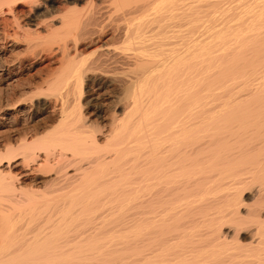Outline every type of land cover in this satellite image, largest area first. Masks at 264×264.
I'll use <instances>...</instances> for the list:
<instances>
[{"label":"bare ground","instance_id":"1","mask_svg":"<svg viewBox=\"0 0 264 264\" xmlns=\"http://www.w3.org/2000/svg\"><path fill=\"white\" fill-rule=\"evenodd\" d=\"M42 1L0 0L25 54L42 21L22 18ZM114 2L122 46L90 61L78 51L106 36L103 4L80 30L73 6L42 23L37 47L60 71L26 82L32 115L54 116L5 132L0 264H264V0ZM4 63L0 80L22 72ZM102 75L121 94L96 103ZM15 167L51 190H24Z\"/></svg>","mask_w":264,"mask_h":264},{"label":"rangeland","instance_id":"2","mask_svg":"<svg viewBox=\"0 0 264 264\" xmlns=\"http://www.w3.org/2000/svg\"><path fill=\"white\" fill-rule=\"evenodd\" d=\"M93 1L95 2V3H97L96 5L93 3ZM93 1H91V0H43L42 2H40V5L38 6V5H30L29 4V6H31L32 8H30L31 10V13L28 15V16H23V20H26V19H29V18H31V19H33V21L31 22V23H35L36 25H38V23L40 22V21H42V22H40L39 24H40V26L38 27V31H40L39 32V36H38V31L36 32V33H32L30 36H29V38L31 37L32 38V41H34L35 43L37 42V44L39 43V42H41V43H44V42H46L48 39H49V35H51V33L49 34L48 33V31H46L45 29L48 27L47 25L44 27V25H42V23H43V21L46 19V20H48V22H46L48 25H49V22H50V17L51 16H59V18H61L62 16H60V15H62V14H60V13H63L64 14V12H66V10H67V8H69L70 9V7L72 8V6L74 7V9H78V10H80V11H82V12H80V13H78V15H82V16H79V17H77V20H78V18H80L79 20H78V23H79V26L77 25V27H76V29L78 28V30H80L81 29V27L83 26V24H84V21H86L87 20V16H89V13H90V11H93L94 9H95V6H96V9H98L97 8V6H99L100 8L98 9V10H100L101 9V5H102V9H101V11H99V14H100V16H99V18L102 20H104V22H102L103 23V25H105L104 26V29L105 30H107V34H106V36H104L103 38L101 37V38H99V40L98 39H95L94 41H92V42H90V44H88V46H86V45H84V46H81L80 47V49H79V51H78V53H80V57L82 56V57H84L87 61H90V60H92V59H94L101 51H102V47L103 48H105V45L106 46H108V44H109V46H110V48L112 47V48H115V49H117L120 45L122 46V40H121V34L119 33V31L118 30H122L123 28H124V26L123 25H126L127 24V22H125L126 20L123 18L124 16V14H126V12H125V10L127 9V7H125V9H124V7H123V10H121V9H117V6L115 7V5H117L115 2H114V0H112V5L110 4V2L108 1V0H93ZM103 1H105L106 2V4H105V2H103ZM108 1V2H107ZM75 2V3H74ZM87 2V3H86ZM91 3V5H93L94 6V8H93V6H90V3ZM103 2V3H102ZM89 3V4H88ZM93 3V4H92ZM99 3H101V4H99ZM115 3V4H114ZM72 4V5H71ZM88 4V5H87ZM107 6H105V5ZM24 6V8H27L28 6H26V5H28V3H26V5L25 4H21V5H19L18 7L19 8H21V7H23ZM47 5V6H46ZM76 7H75V6ZM110 5V6H109ZM21 6V7H20ZM26 6V7H25ZM38 6V7H37ZM104 6V7H103ZM86 7V8H85ZM85 8V9H84ZM90 8V9H89ZM93 8V9H92ZM92 9V10H91ZM114 9V10H113ZM78 10H76L77 12H78ZM103 10V11H102ZM88 11V12H87ZM120 11H122V12H120ZM60 12V13H59ZM86 12H87V14H86ZM117 12L119 13V14H117ZM59 13V14H58ZM113 15H112V14ZM52 14H54V15H52ZM57 14V15H56ZM104 15V16H103ZM120 15V16H119ZM86 16V17H85ZM107 16V17H106ZM121 16H123V17H121ZM25 17V18H24ZM28 17V18H27ZM57 17H55V18H57ZM86 19H85V18ZM117 17V18H116ZM120 17V18H119ZM52 18V17H51ZM81 18H83V19H81ZM122 18V20H120ZM42 19V20H41ZM112 19V20H111ZM102 20V21H103ZM119 20V21H118ZM124 20V21H123ZM35 21V22H34ZM37 21V22H36ZM82 21V22H81ZM109 23H108V22ZM55 23H56V25H57V22H58V20H55L54 21ZM106 22V24H104ZM114 24H113V23ZM123 22V23H122ZM45 23V24H46ZM77 23V24H78ZM112 23V24H111ZM119 23H121V25L119 24ZM126 23V24H125ZM12 24V23H11ZM11 24H8V25H4L3 26V23H0V43H4V50H3V54H2V56H1V62H0V64H2V63H8L9 64V62H10V65L12 64V66L13 67H21V71L22 72H19V73H16V75L15 74H13L12 76H11V78H9L8 80H6V81H4V79L2 80H0V148L2 149L3 147H4V145L7 143V141L5 142V137H6V134H5V132L6 133H8L9 131H11V129L13 128L14 129V127H17V128H20V127H22L23 125H27V126H29L30 125V128H29V130H32L31 129V125L33 126L35 123H38V124H42L43 122H45V121H47L50 117H53L54 116V114L52 113V115H51V113L49 114L50 116L48 117V113H40V114H38V116L37 117H34L33 115H32V113H33V106H32V104H31V102H30V93H32L33 92V88L31 89L32 91H30L27 87H28V82L30 83V81H33L34 80V82L35 81H38V79H39V77H40V79L39 80H41L42 78H50V77H53V76H55V75H57L58 73V71H60V70H58L59 68L57 67L58 65L57 64H54V63H51V64H48V63H46L47 61L45 60V59H43L41 56L42 55H45V51H40V49L37 47L38 45L40 46V44H36L37 46H36V49L34 50V48H32V49H30V50H34L33 52L32 51H29V53L30 52H32V53H28V52H26V54H25V51H22L23 49H22V47L21 46H17V45H15L14 43H15V41L14 40H16V41H19V42H21V43H24L25 41H23L24 39H25V37L23 38V36H24V33H23V35H22V31H25L24 30V28H20V29H18V28H16V26L14 25L13 26V28H11L10 26H11ZM44 24V23H43ZM82 24V25H81ZM110 24V25H109ZM118 25V30H116V28L114 27V25ZM115 25V26H116ZM3 26V27H2ZM112 27V29L110 28V30H112V31H110V33L108 32L109 31V28L108 27ZM120 26V27H119ZM123 26V27H122ZM108 29H107V28ZM122 27V28H121ZM4 28H5V30H7V31H5L4 30ZM8 28V29H7ZM45 28V29H44ZM113 28H115V29H113ZM15 31V30H17V31H15V36H14V34H13V30ZM23 29V30H22ZM43 29V30H42ZM75 29V30H76ZM48 30V29H47ZM77 30V31H78ZM114 30V31H113ZM116 30V31H115ZM6 33H5V32ZM13 31V32H12ZM47 33H46V32ZM10 32V33H9ZM11 32H12V34H11ZM17 32V33H16ZM32 32V31H31ZM114 32L115 33H117V34H115L114 35ZM11 34L10 36H7V35H5V34ZM118 33L120 34V35H118ZM46 34H48L47 36H49L48 37V39H45V38H47V36H45ZM17 35V36H16ZM22 35V36H21ZM35 35V36H34ZM39 37V38H37V36ZM108 35V36H107ZM113 35V36H112ZM5 36H7L5 39H3ZM44 36H45V38H44ZM110 36V37H109ZM111 36H112V38H111ZM10 37V38H9ZM16 37V38H15ZM70 38H72L71 36H69ZM12 38V39H11ZM18 38V39H17ZM23 38V39H22ZM30 38V39H31ZM40 38H42V40H40ZM46 40H44V39ZM111 38V39H110ZM3 39V40H2ZM9 39V40H8ZM14 39V40H13ZM36 39V40H35ZM12 42H11V41ZM38 40V41H37ZM44 40V41H43ZM14 41V42H13ZM23 41V42H22ZM51 41V40H50ZM108 41V42H107ZM6 42V43H5ZM34 43V44H35ZM92 43V44H91ZM100 48H99V47ZM120 46V47H121ZM21 49V50H20ZM121 49V48H120ZM37 51V52H36ZM39 51V52H38ZM43 54H42V53ZM34 53V54H33ZM39 55H38V54ZM41 53V54H40ZM29 54V55H28ZM38 55V56H40L41 58H39L38 56V58L39 59H37V61L35 62V63H33V64H29L28 62H26L24 65H22V66H20L18 63H15V61H17L18 59H20V58H24V57H22V55L24 56L25 55V57H27V56H34L35 57V55ZM32 56V57H33ZM89 56V57H88ZM36 57V58H37ZM44 57V56H43ZM90 59V60H89ZM4 63V64H5ZM113 64V63H112ZM30 65H32V66H30ZM107 65H111V64H107ZM106 65V69H108V68H110L111 70L109 71V73L110 74H113V73H115V74H118V71H120L121 70V67H122V70H123V72H124V70H125V72H126V70L128 69H126V67L127 66H124V65H115V64H113V66L111 65V67H109V66H107ZM115 65V66H114ZM24 66V67H23ZM119 66H121L120 68H119ZM0 67H1V65H0ZM112 67H114V69L116 70H113V68ZM10 68H12V67H10ZM117 68L119 69V70H117ZM17 70V68L15 69V71ZM109 70V69H108ZM27 72V73H26ZM117 72V73H116ZM122 73V72H121ZM121 73L119 72V74H120V78H123L124 77V75H127L126 73L124 74L123 73V77H122V75H121ZM128 73V72H127ZM30 74V75H29ZM7 74H5L4 76H6ZM20 75H21V77H20ZM27 76V77H26ZM29 76V77H28ZM37 79H36V78ZM99 77H101V76H99ZM18 78V79H17ZM22 78V79H21ZM31 78V79H30ZM103 75H102V79H100V93H102V95H101V97L99 98V100L98 101H96V103H100V102H107V101H109L110 100V97L111 96H114V95H120L121 94V92H120V90H118V89H114L113 90V88L112 87H105V85L104 84H102V81H103ZM26 79V80H25ZM123 79H126L125 77L123 78ZM28 80V82H26ZM2 81V82H1ZM22 82V83H21ZM23 82H25V83H23ZM7 83H9V84H7ZM19 83V84H18ZM26 84V85H25ZM102 84V85H101ZM16 85V86H15ZM22 85V86H21ZM18 86V87H17ZM15 87V88H14ZM18 88H20V89H18ZM110 88H111V92L109 91L110 90ZM103 89H105V90H103ZM109 89V90H108ZM12 90H13V92H12ZM20 91H22V93L20 92ZM25 91H27V95L28 94H30V95H28V97H26L27 95L25 94V97L27 98V99H29V100H27L25 97H22V96H24V93H25ZM30 91V92H29ZM103 91V92H102ZM110 93H109V92ZM106 92V93H105ZM12 94V97L10 96L11 94ZM13 93H15V94H13ZM34 93V92H33ZM17 94V95H16ZM21 94H22V96H21ZM20 97V98H17L16 99V97ZM14 96V97H13ZM10 98V99H9ZM16 99V100H15ZM19 99H20V104H15V107H14V103H16V101H19ZM21 99H23V100H21ZM27 101H26V100ZM108 99V100H107ZM14 100V101H13ZM49 100L52 102L53 101V99L51 98H49ZM13 101V102H12ZM12 102V103H11ZM9 103L11 104V105H9ZM18 103V102H17ZM31 104V105H30ZM4 105H5V107H4ZM7 106H11L10 108H8ZM31 107V108H30ZM17 115H16V114ZM31 115V116H30ZM15 116V117H14ZM45 116H47V118H45ZM13 117L14 118H16L15 119V121L13 120ZM42 117V119H40ZM43 119H45V120H43ZM39 120V121H38ZM10 121H11V123H12V121H14L15 122V124H14V122H13V125L10 123ZM9 123H10V125H9ZM17 123V124H16ZM27 123V124H26ZM22 124V125H21ZM38 124H36V125H38ZM35 126V125H34ZM10 127V128H9ZM8 128V129H7ZM8 130V131H7ZM2 136H3V138H2ZM5 142V143H4ZM12 142L14 143L15 142V139H14V135H13V138H12ZM15 170V173L18 175V177H20V179H24L23 181L24 182H26L25 184H24V186H23V188H24V190L25 189H27V190H29L31 193L33 192V193H36V194H39V193H41L42 191H50L51 190V188L50 187H42V186H36L35 185V183H33V182H31V181H29L30 180V177L29 178H27V177H25L24 178V176H22V175H19L18 173H21V172H19V171H22L20 168L18 169V167H15L14 168ZM18 173H17V172ZM21 193H23V192H18L17 194H18V196L21 194ZM17 196V197H18ZM22 196V195H21ZM4 202H7V201H3V204H5ZM1 203V202H0ZM8 204V203H7ZM7 204H5V205H7ZM12 205V204H11ZM10 205H7L6 207L7 208H5L4 206H3V208H5V209H8V207H9ZM13 210H15V209H13ZM12 209L10 210V212H14ZM5 211H7V210H5ZM15 212H16V210H15ZM2 222L3 221H1V217H0V224H1V229L3 228L2 227Z\"/></svg>","mask_w":264,"mask_h":264}]
</instances>
